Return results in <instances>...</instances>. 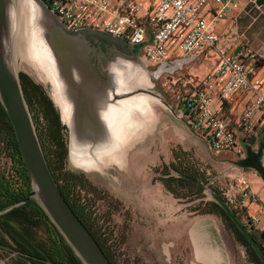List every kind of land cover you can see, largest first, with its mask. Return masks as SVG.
Masks as SVG:
<instances>
[{"label": "water", "instance_id": "95a60500", "mask_svg": "<svg viewBox=\"0 0 264 264\" xmlns=\"http://www.w3.org/2000/svg\"><path fill=\"white\" fill-rule=\"evenodd\" d=\"M30 1L35 8L33 20L37 33L48 49L49 56L46 57V63L49 71L51 69L52 76L45 72L46 80L52 84L54 92L56 87L62 99L69 105L68 117L65 120L60 105L53 97L51 98L53 105L54 103L58 105L61 120L66 125L68 151L74 165L76 164L72 159L73 142L78 150H84L88 156H92L95 155L94 150L97 147L111 141L109 127L103 118V113L109 105L136 93H146L161 102L156 103L170 107L159 94L148 88L152 83L150 86L138 85L130 90H122L119 88L120 81L122 78L133 79L141 71L146 76L147 72H150L154 78H158L163 73H174L181 69L182 64L190 62L194 54L152 64L143 54L135 52L136 46L124 38L98 29H70L43 0ZM255 1L258 5L264 3V0ZM13 16H15L14 0H0V102L12 125L32 187L30 193L15 205L34 197L84 264H112L63 196L45 158L23 94L19 72L16 71L13 62L15 52L11 36ZM100 43L104 45L106 53L101 49ZM116 65L120 68H115ZM176 111L177 117L182 119L181 110L176 109ZM145 130L147 131V126ZM259 133H262L260 139H258L259 134L254 132L247 139L241 140L244 155L234 156L231 162L240 170H250L259 174L264 181V127ZM143 134L144 132L140 138ZM256 144H258L257 148ZM110 165L98 171H103ZM175 175L181 174L175 173ZM204 189L215 200H219L216 192L207 186ZM224 205L230 210L226 203ZM247 224L252 228L249 219ZM238 225L240 226L239 222ZM243 233L264 264V253L257 239L248 229H243ZM260 235L264 242V232Z\"/></svg>", "mask_w": 264, "mask_h": 264}, {"label": "built area", "instance_id": "2783aa9c", "mask_svg": "<svg viewBox=\"0 0 264 264\" xmlns=\"http://www.w3.org/2000/svg\"><path fill=\"white\" fill-rule=\"evenodd\" d=\"M70 29L92 28L128 40L152 64L216 53L202 73L182 74L172 96L216 153L244 155L241 140L264 127V62L248 44L221 47L220 24L236 27L240 0H43ZM166 78L172 73H166ZM218 191L234 208L257 201L243 172L226 174ZM213 181V180H212ZM264 216V206L257 209ZM257 222L258 216L249 218ZM264 232V228L262 229Z\"/></svg>", "mask_w": 264, "mask_h": 264}, {"label": "rangeland", "instance_id": "374dc122", "mask_svg": "<svg viewBox=\"0 0 264 264\" xmlns=\"http://www.w3.org/2000/svg\"><path fill=\"white\" fill-rule=\"evenodd\" d=\"M14 6L15 16H13L11 22V36L13 38V47L15 51L13 55L15 69L18 72H25L35 82L41 84L51 99L53 97L54 89L52 84L46 80L47 75L45 74L43 67L40 69L35 68L27 62L26 54L24 57H21L19 54V46L20 49L23 47V49L26 50V44L28 45V40L25 38V31L28 29V33L30 29L28 22L29 15L22 0H14ZM221 27H223L222 24H220L219 28L221 29ZM17 28L22 36V38L17 40L19 43H17V41L15 42V38H17L15 35ZM236 28L237 33H235V35L238 34L236 37L237 44H248L253 49L258 48L259 45L264 42V3L258 5L255 0H252L250 6L248 5L243 9L241 7V12L236 19ZM138 47L139 45L136 46V49H138ZM257 52L260 55L261 60L264 62V56H262L259 51ZM216 58L217 55L212 50H209L206 55L194 56L190 62L183 66L182 69L175 71L167 78L166 75H162L160 78H154L150 72H147V77L152 83L151 87L148 88L159 94L170 105V107H165L164 105L155 102L153 104L155 114L152 122H147V131L145 130L141 138L131 143L126 150V155H128L126 169L133 171L136 169L141 171L143 169L145 176H149V178H152L153 180L162 178L163 175L170 173V177L168 176L166 179L167 183L175 188V192L180 199L179 202L188 203L186 206L188 209L191 208V210L195 209L201 202L215 200L210 193L204 189V185H207L212 191L217 192L218 184L224 179L214 180L212 177L223 167V165H225V163H228L226 159L229 158V160H233L234 155L226 152H221L219 154L214 153V160L212 159L208 161L207 159L206 161L204 156L202 157V160L199 156L194 154L193 150L187 149L188 141L190 140L187 135H185V137H177L176 134H174L175 128L179 124L177 121L179 119L173 109L174 99L172 96V92L176 91L177 85H173L171 80H176L178 77H181L182 74L190 72L201 75L206 69L205 66L208 67L213 64L216 61ZM54 104L59 115V120L64 126L62 134L67 148V157L63 162L62 169H57L56 163L54 164L56 167H54L55 172L59 180L63 183L64 179L69 178L72 182L71 196L77 200H82L80 202H83L85 206L88 205L92 208L91 212L96 218V226L101 227L102 231L106 233L108 241L112 244L108 247V252L114 264H148L141 257L136 256L132 249H127L125 245V234L127 229V224L124 219L125 210L123 209L121 201L114 197L102 182L107 177L114 176L113 178H116L115 176H120L121 174L117 172L118 169L115 166H109L103 169V171L95 169L85 171L73 164L68 151V131L66 125L61 120L58 105L56 103ZM29 112L36 133H39L45 148H47L49 141L46 135V120L36 107H33ZM0 137H2V135ZM2 147L3 143L0 141V150H2ZM197 164L206 168L209 172L207 173L204 169L203 171H200ZM172 167L180 171L190 169L192 174L197 178V181L188 183L174 178L175 175ZM123 172H125L124 169ZM181 183H185V186L182 187ZM238 211H241V209H238ZM200 212L201 209H197V212L193 215L201 214ZM217 217L222 222L221 218L219 216ZM240 217L244 223L247 222L241 214ZM136 222L147 224V227H150L153 234L156 235V237H159L160 240L172 241L168 248L172 254L174 253L176 236L169 231V226L157 228L152 219L140 220L137 218ZM135 226H137V223ZM138 234L134 233L132 238L136 239ZM229 234L231 239L227 237V244L233 263L253 264L248 260L244 246L234 239L232 233L229 232ZM139 235L141 237V234ZM148 240H150V238H148ZM148 240L146 239V235H144L142 242L144 248L148 247ZM156 255L158 256V261L156 263V261L153 260L154 263L169 264V261L162 256H159L157 252ZM4 262V264H15L10 259H7ZM182 263L183 261H180L178 264Z\"/></svg>", "mask_w": 264, "mask_h": 264}, {"label": "trees", "instance_id": "16d2710c", "mask_svg": "<svg viewBox=\"0 0 264 264\" xmlns=\"http://www.w3.org/2000/svg\"><path fill=\"white\" fill-rule=\"evenodd\" d=\"M19 78L29 110L36 107L46 120V135L49 141L47 148H45L39 133L37 134L49 168L63 196L96 239L110 262L114 264L108 252V247L112 244L101 227L96 226V218L91 212L92 208L80 202L82 200L73 198L71 196V180L66 178L62 183L55 172L56 167L62 169L63 162L67 157V148L62 134L64 126L59 120L53 102L43 86L35 82L25 72L20 71ZM1 135L0 141L3 143V147L0 150V264H4L7 259L15 264H84L54 226L37 199L31 197L27 201L15 205L30 193L32 187L12 125L0 102ZM185 173L193 176L191 170L185 171ZM166 179L167 188L178 195L175 188L170 186ZM176 179L192 183L187 177H177ZM184 184L181 183V186L184 187ZM216 193L219 195V200L201 202L196 206V209H201L200 213H214L219 216L225 228L246 249L248 260L253 264H263L243 233V229H248V225L242 221L240 212L229 204L219 191ZM224 203L229 206L230 210L225 208ZM259 245L264 253V246L260 243Z\"/></svg>", "mask_w": 264, "mask_h": 264}, {"label": "crops", "instance_id": "0c3cea01", "mask_svg": "<svg viewBox=\"0 0 264 264\" xmlns=\"http://www.w3.org/2000/svg\"><path fill=\"white\" fill-rule=\"evenodd\" d=\"M251 3L252 0H240V8L250 6ZM222 26L221 29L218 28L222 41L220 45L224 50H231L237 45L236 37L238 34L235 35L237 28L232 26L230 20ZM254 49L264 56V42ZM215 62L208 67L205 66L204 72L210 69ZM173 109L177 112L178 105L175 104ZM178 119L179 124L175 128L174 134L177 137L187 135L190 138L187 149L193 150L194 154L201 159L204 156L206 161L207 159L208 161L212 160L213 158L200 133L197 130L193 131L180 118ZM127 158L128 155H126L121 166L110 165L118 169L121 174L119 177H111L112 180L105 178L102 181L109 192L121 201L125 210L124 219L127 224L125 245L127 249H132L136 256L141 257L148 264L157 263L156 252L159 256L167 259L169 264H178L180 261H183L182 264H234L227 244V237L231 239L230 234L216 214L193 215L197 209H188L186 206L188 203L179 202L180 199L165 187L161 179L153 180L149 176H145L143 169L141 171L126 169ZM238 172L244 173L250 183V188L257 194V201L241 208L239 212L244 216L245 221L248 218L258 216L259 220L251 222V224L255 233H261L264 228V216H259L257 209L264 206V181L259 174L250 170L239 169ZM137 218L140 220L152 219L157 228L169 226V231L176 236L174 253L172 254L168 248L172 241L160 240L153 234L152 229L147 227V224L136 222ZM136 223L137 226H135ZM134 233L141 234V237L138 234V237L133 239ZM144 235H146L147 240L150 238L147 248L142 245Z\"/></svg>", "mask_w": 264, "mask_h": 264}, {"label": "bare ground", "instance_id": "6f19581e", "mask_svg": "<svg viewBox=\"0 0 264 264\" xmlns=\"http://www.w3.org/2000/svg\"><path fill=\"white\" fill-rule=\"evenodd\" d=\"M24 4L28 10L30 29L28 33V29L25 31V38L28 40L26 50L23 47L20 49L19 46V54L21 57H24L26 54L27 62L37 69L43 67L46 74L52 76L51 69L49 71L46 63V57L49 56L48 49L43 43L41 36L37 33L36 24L33 20L35 14L34 5L30 0H24ZM15 35L17 37L15 38V42L22 38L18 28ZM17 43L19 42L17 41ZM115 68L119 69L120 67L116 65ZM138 85H151V82L143 71L133 79L122 78L119 88L130 90ZM55 90L53 98L60 105L64 119L67 120L69 105L62 99L56 87ZM154 102H160V100L150 94L136 93L120 99L116 104L109 105L108 109L103 113V118L109 127L111 141L106 145L97 147L94 150L95 155L92 156H88L84 150H78L76 144L73 142L72 159L74 163L86 170H101V168L110 164L121 166L125 161L126 148L140 138V135L145 130L147 121L152 120Z\"/></svg>", "mask_w": 264, "mask_h": 264}, {"label": "flooded vegetation", "instance_id": "af4514ba", "mask_svg": "<svg viewBox=\"0 0 264 264\" xmlns=\"http://www.w3.org/2000/svg\"><path fill=\"white\" fill-rule=\"evenodd\" d=\"M126 40V39H125ZM128 41V40H127ZM100 47H101V49L106 53V49H105V47H104V45L102 44V43H100ZM136 51H138L139 52V50L138 49H136L135 48V52ZM137 52V53H138ZM103 61V64H105V61L104 60H102ZM185 64H182L181 65V69L183 68V66H184ZM164 74H166V73H163V74H161L160 76H159V78L160 77H162V75H164ZM173 99H174V105L176 104V105H178V107H180L181 105H180V99H179V97L178 96H173ZM187 126H189L193 131H196V129H194L191 125H190V123L186 120V119H184V118H182L181 119ZM260 131H257L256 133H258L259 134V136H258V139H260L261 138V136H262V133H259ZM200 136H202L201 134H200ZM202 139H203V141H204V143H206V146H207V148H208V150H209V152H210V155L212 156V158H213V160H214V156H213V154L214 153H216V152H214L210 147H209V145H208V143L206 142V140L204 139V137L202 136ZM257 146H258V144H256L255 145V147L257 148ZM221 153V152H220ZM227 153V152H226ZM216 154H219V153H216ZM263 154H264V152H263ZM227 160V162L228 163H225V165H223V167H222V169H219L218 170V172L212 177L214 180H218V179H221L224 175H226V174H234V173H237V171L239 170L238 168H236L235 166H233V163L231 162L232 160H229V158L228 159H226ZM234 160V159H233ZM197 165H199V164H197ZM200 166V165H199ZM198 166V169L200 170V171H203V169H204V171H206L207 173L209 172L206 168H204V167H202V166H200L199 167ZM172 169H173V171H174V175H175V173H179V174H181V175H179V176H177V175H175L174 177H187L188 178V180H191V181H197V178L195 177V175L193 174V176H191V175H188L187 173H185V171H180V170H178V169H176V168H173L172 167ZM186 171H190V169H187ZM117 172H119L118 170H117ZM120 173V172H119ZM163 175V174H162ZM170 173H167V174H165V175H163L162 176V178H158V179H161V181H163V183H164V185H165V187L167 188V186H166V184H165V179L169 176L170 177ZM114 177V176H113ZM117 177H119V176H116V178ZM106 179H111L112 180V178L111 177H107ZM212 179V180H213ZM201 183V182H200ZM202 185H203V183H202ZM205 186H207V185H204V187ZM208 187V186H207ZM168 189V188H167ZM169 190V189H168ZM211 190V189H210ZM175 197H177L178 198V195H175L171 190H169ZM246 224H247V222H246ZM248 225V224H247ZM252 225V224H251ZM248 230H249V232L254 236V238H256L257 239V241H258V244L260 243L262 246H264V242L262 241V238H261V233H255L254 232V229H253V226H252V228H249V226H248ZM260 246V245H259Z\"/></svg>", "mask_w": 264, "mask_h": 264}]
</instances>
